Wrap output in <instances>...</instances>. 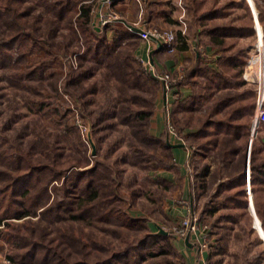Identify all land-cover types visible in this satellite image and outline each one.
Returning <instances> with one entry per match:
<instances>
[{
  "label": "rangeland",
  "instance_id": "rangeland-1",
  "mask_svg": "<svg viewBox=\"0 0 264 264\" xmlns=\"http://www.w3.org/2000/svg\"><path fill=\"white\" fill-rule=\"evenodd\" d=\"M168 1L164 7L171 11L170 25L152 22L155 27L173 31L179 38L178 24L173 19L176 15L173 10L178 5ZM62 2L71 6L63 17L58 15ZM2 3L0 0V42L17 30L21 33L6 51L8 57L4 51L0 52V187L17 174L18 157H24L31 166H41L42 170L32 178V192H39L42 184L60 168L58 163L68 158L73 165L64 177L70 172L68 177L75 174L77 180L75 177L71 180L77 181L80 187H74V196L67 195L69 199H64L57 215L43 213L40 206L31 205L29 214L3 219L0 223V264H122L123 259L114 258L125 248L129 252L125 259L131 264L133 256L139 258L148 249L151 235L158 233L165 236L160 246L168 253L156 255V261L184 264L174 245L178 237L175 231L184 215L179 212L182 198H187L193 214L206 224L209 240H214L215 236L219 238L223 249L219 255L224 258L222 264H264L263 220L260 217L264 208L261 207L257 214L253 204V216L247 205L250 219L246 220L238 211L219 201L222 196L219 184L235 172V162L223 165L220 155L213 152L206 156L195 155V142L185 129H181L187 113L181 118L178 112L176 124L171 121L170 113H163L160 121L164 127L160 135H154L151 130L157 119L155 114L160 113L157 102L162 87L154 74L146 70L150 67H144L149 61L143 63L135 52L141 39L136 36L133 40L136 43L118 50L115 46L111 62L101 59L99 50L93 46L92 35L99 37L114 25L128 23L136 27L138 23L149 28L144 10L134 7L127 10L124 6L102 9L99 0H21L25 10L21 16ZM185 4L181 0V5ZM83 6L89 8L87 17L81 11ZM233 10V15L241 12L237 7ZM247 10L252 13V24L256 28L254 48L259 31L255 15L259 11L264 13V0H247ZM114 14L117 15L115 19L111 17ZM101 15L104 16L102 20L111 21L103 24L99 20ZM187 19L190 22V14ZM191 37L192 34L187 33L184 47L192 48ZM251 42L242 39L239 44L243 47ZM177 45L180 48L181 40ZM45 50H49L50 55L44 57ZM249 52L243 51L244 64ZM192 54L190 49L188 60L172 72H181L183 77L195 63ZM39 59L40 63L31 70L32 64ZM258 67V79L263 84L264 58ZM197 78L201 79L202 75ZM242 80L239 89L251 88L257 96V83L247 82L243 77ZM203 100L191 117L201 118L210 111L212 99ZM128 107L151 113L127 118L122 112ZM167 116L175 130H180L177 134L189 147L190 156L191 151L193 154V162L189 156L185 164L188 188H183V178L173 156L169 165L170 159L166 161L160 143L151 138L165 136L172 142L166 128ZM251 132L250 126L245 155L248 167L251 140L262 139V142L258 139V144L264 148V129L257 126L253 135ZM234 159L237 161V156ZM62 179L48 184L49 201L54 195L55 199L64 198L61 190H57L58 198L53 188L54 185L62 188ZM92 198L106 201L100 204L99 217H82L79 210ZM96 204L99 205V201ZM108 209L110 212L106 213ZM128 218L141 220L142 227L128 229L124 224Z\"/></svg>",
  "mask_w": 264,
  "mask_h": 264
},
{
  "label": "trees",
  "instance_id": "trees-1",
  "mask_svg": "<svg viewBox=\"0 0 264 264\" xmlns=\"http://www.w3.org/2000/svg\"><path fill=\"white\" fill-rule=\"evenodd\" d=\"M1 1L3 2L2 6L10 10H16L21 16H24L25 10L21 7V0ZM185 3L186 11L189 12L190 15H197L200 23L204 25L202 30L208 32L211 36V40L222 49V56L219 62L221 69L216 71L208 65L196 61L193 66L184 72L182 79L178 81L173 90L179 91L178 88L180 86H189L191 93L185 98L181 99V97H179L178 100L172 103L170 109L171 121L173 124H176V121L179 119L177 116L178 112H180L181 118L187 113L185 121L181 124V129H185L187 131L186 134L195 142V155L206 156L213 152L220 155V163L223 165L235 162L233 163L235 172L227 176L219 184L222 191V196L219 201L221 205L238 211L246 220H249L250 216L247 214V205L249 204L248 183L257 214L261 207L264 208V148L262 147L263 145L258 144V139L260 140V138L257 137V141L256 138L251 140L249 150V174L247 177L245 171V155L257 96L256 92L251 88L239 89V86L243 85L241 70L245 59L243 58V51L238 48H233V45L237 42L236 38H238L239 35H250L253 33L252 19L251 16H248L240 26L229 24L228 27L224 28L215 24L213 22V17L223 14L230 6L234 7V5H236L235 1L232 0L219 3L217 0H196V2ZM70 8V4L66 5L62 2L58 11L60 14L58 15L63 17L64 13L70 10ZM88 10V6H83L81 8L85 17L88 15ZM258 20L260 24L264 26V13L261 11L258 12ZM116 27L119 28V32H122L110 39L107 37L106 33L99 35V37L92 35V41H94L93 46L99 50V57L107 60V62L112 61L111 56H113L112 52L115 46H117L116 50H118L122 46H130L136 43L133 41L136 39V35H126V33H124V30L130 32L125 24L122 26L117 25ZM18 33L21 32L17 30L16 33L13 35L10 34L8 38L0 42V52L3 53L4 51L7 57L9 55L6 51L13 45L16 37L19 35ZM228 36L231 38L226 40ZM49 53V50H45L44 57L50 55ZM39 63L40 59L38 62L32 64L31 70H34ZM201 75V79L203 80L197 78ZM151 78L153 79L152 76ZM161 87L163 90L162 85ZM203 99H205V101L212 99V108L203 117L201 116V118L191 117L200 103L204 102ZM126 108L127 107H125V109ZM122 113H124L127 118H129V116L144 117L149 115L151 111L137 112L133 108L128 107V109L124 110ZM197 120H200V122H197ZM258 127L264 129V124H259ZM176 131L180 130L176 129ZM151 138L152 141L160 143V148L166 156V161L170 159L169 165L172 164V144L165 136H160L161 139H157L154 136ZM260 141L262 142V139ZM235 156H237V161L234 159ZM190 158V161L193 162L192 151ZM16 162L17 174L12 177L10 180L11 182L9 181L5 183L3 187H0V223L3 219L9 217L19 218L29 214L31 205L40 206V211L43 213H55L57 215L59 212L58 210H60L64 203V199L67 201L70 195H73L72 192L74 191V187H80V184L78 185V183H76L77 181H72L74 179L73 177H75V180L78 178L75 174L68 177L70 172L65 176L66 178L64 177L73 165L71 164L73 162H71L69 158L63 159L61 163H58L60 168H57V172H54L50 179L42 184L39 192H32L31 181L34 175L42 170L41 166H31L24 157H18ZM4 175L7 174L4 173ZM10 177L11 176L8 178L10 179ZM62 177V188H58L56 185H54L53 188L56 191L54 194H56L58 198L60 195L57 190H61V196L64 198L60 197L59 199H55L54 195L52 200L50 199L49 201L48 198L50 194L47 190L48 184L54 179L59 180ZM99 191V193L102 194L100 188ZM98 201L99 205L96 204ZM98 201L95 198L86 200V204L79 210L80 215L82 214V217H99V211L102 209L100 204L105 200ZM211 209L213 210L214 206H212ZM109 212L110 210L108 209L106 213ZM113 212L112 210L111 214H113ZM119 216L122 215L119 213ZM260 217L263 220L262 230L264 234V213L263 215L261 214ZM234 218L236 219V217ZM124 224L128 229L142 227L143 225L141 220H131L129 218L124 220ZM164 237L165 236L160 233L151 235L147 241L148 249L142 252L139 258L133 256L131 264H139L141 261H144V263L141 264H160L156 261L157 258H155V256L168 253L167 249L160 246L161 240H163ZM120 252V254H115L114 259H123L122 264H130L128 260L125 259L129 253L128 248ZM56 264H61V262H56Z\"/></svg>",
  "mask_w": 264,
  "mask_h": 264
},
{
  "label": "crops",
  "instance_id": "crops-1",
  "mask_svg": "<svg viewBox=\"0 0 264 264\" xmlns=\"http://www.w3.org/2000/svg\"><path fill=\"white\" fill-rule=\"evenodd\" d=\"M172 1L174 2L175 6L176 4L178 5V8H176L177 7L176 6L175 7L176 10H173L176 12V15H173V19L178 24L177 27H178L179 38H177V41L178 40L179 41L176 42V45L177 43H180L181 40L182 45H180V48L178 47L179 45H177V47L175 45V49L178 48L177 51H175L174 49V51L172 52H167L161 42L155 40H151L149 42H145V41L142 42V40H140L141 44L135 49V52L138 54L140 59H142L143 61H149V63H151V65L155 66L157 69H165V70L173 71L177 66H181L185 61L188 60L189 51L190 49H192L193 62L199 61L202 64H206L209 67L213 68L214 70L219 71L221 69L219 66V62L222 56V49L220 48V46L211 40V36L209 35L208 32L202 30L204 25L200 23L197 15L193 16V14H191L190 22H188L187 17L189 15V12L186 11L185 5L181 7L178 3V0H172ZM183 1L196 2V0H183ZM217 1L219 3H222L226 1L229 2L232 0H217ZM233 1L236 2L234 8L237 7L241 9L240 10L241 12L233 15L234 12L233 6H230L227 8V11H225L223 14L213 17L214 18L213 22L215 24L226 28L228 27L229 24L240 26L241 23L244 20H246L248 16H251L252 20L254 19L252 13L248 12L246 8L247 0H233ZM166 2L168 3L169 1L168 0H110V1L99 0V8L102 9L110 8V7L119 8L120 6H124L127 10H129L131 7H134L138 10L142 9V11L144 10V13L146 15L145 22L146 21L150 22L149 27L156 26V24L153 23L152 20H155L156 23L159 21L158 22L159 24L168 26L170 25L169 17L171 11L164 7V5H166ZM256 19L258 20V13H256ZM135 25L136 27L127 23L126 27L129 29L130 32L128 31L126 32L124 30V33H126V35L134 34L138 36L137 31L141 28H146V27H142L141 25H138V23H136ZM258 27L260 31L264 32V26L260 24L259 20H258ZM253 29H254L253 33H251L250 35H239V37L236 38L237 42L233 45V48L236 46L238 47V49H241L244 52L252 49L256 35V28L253 27ZM120 32H119V28H117L114 25L110 27V30L106 32V35L107 37L111 38L120 34ZM187 33L192 34L191 37L192 48L190 49L184 47L185 43L188 41L186 38ZM229 38L231 37L230 36L226 37V40ZM242 39H249V41H253V42L249 44L246 43V45L241 47L239 43L242 41ZM257 46L260 51L264 52V50L263 49L261 50L260 48L261 47L260 40L258 41ZM263 56L264 53L262 54V57ZM178 89H179V97H181V99L185 98L191 93L190 92L191 89L189 86H180ZM175 92L177 91L172 90L170 92L165 93V91L162 90V92L159 95V99L157 103L158 106H160L161 110H159L160 108L159 109L157 108L158 111H160V113L155 114V117H157V119L155 121V124L151 126V130L156 136L160 135L159 133L163 130L164 127L162 121H160L161 117H163L162 116L163 113L164 115L170 113L172 103L175 100H178V99H174ZM170 143L179 144L172 142ZM172 153H173V160L177 165L179 174L183 178V188L185 187L188 188V176H186L187 172L185 165L187 163L186 150L183 146L180 147L173 146ZM185 211H186L185 207L180 205L179 212L181 213V215H183ZM149 226L152 229L154 228V225L152 224H149ZM218 241L219 238L216 236L214 240L210 238L208 242V248L200 249L189 238L176 237L174 239V245L179 250L180 256L183 259L184 264H222L224 258L223 257L219 258V255L223 253V249Z\"/></svg>",
  "mask_w": 264,
  "mask_h": 264
},
{
  "label": "built area",
  "instance_id": "built-area-1",
  "mask_svg": "<svg viewBox=\"0 0 264 264\" xmlns=\"http://www.w3.org/2000/svg\"><path fill=\"white\" fill-rule=\"evenodd\" d=\"M103 1H110V0H103ZM179 5H181V0H178ZM114 12V11H113ZM111 13V12H109ZM114 19L117 17V15H111ZM104 16H100L99 20L103 24L107 21L111 20H102ZM110 19V17H109ZM112 19V20H114ZM261 32V31H260ZM137 34L139 38L142 41L149 42L151 40H155L158 42H161L166 49L167 52H172L175 49V45L177 42L176 34L168 29H162L155 26H151L149 28H141L137 31ZM259 31L257 32V39L259 41ZM261 40H262V32H261ZM257 41V42H258ZM262 42V41H261ZM264 47V45L262 44ZM258 51L257 44L254 48L250 49V54L247 62L244 64L243 67V73L242 77L247 82L257 83V102L255 106L254 116L252 119V125H251V134L254 133L257 126L259 124H264V81L263 84L261 83V80L258 79L257 74L255 73V69L253 67V60L254 57H256ZM143 63H145L142 59H140ZM150 67L146 69L148 72L153 73L156 77V80H158L161 85L163 86V90L166 92H170L173 90V88L176 85L177 80L182 78V73L176 72L173 73L170 70L165 69H159L158 71H155L153 66L147 62L145 63L144 67ZM145 69V68H144ZM152 71V72H151ZM179 97V94L177 92L174 93V99H177ZM168 114V113H167ZM167 132L168 136L172 138L173 143H181L183 144L186 153L187 158L190 156V149L186 146L185 142L181 138V135L177 134V131L175 130L174 126L172 125L171 121L169 120V117L167 116ZM249 172L247 173L248 177ZM248 190V189H247ZM249 193V190H248ZM250 194V193H249ZM180 204L185 207L186 211L184 215L181 217L180 221L178 222V228H176V234L180 238H189L192 242H194L200 249H206L208 248V242H209V231L205 223L200 219V217H197L193 214V209H190L187 198H182L180 201Z\"/></svg>",
  "mask_w": 264,
  "mask_h": 264
},
{
  "label": "bare ground",
  "instance_id": "bare-ground-1",
  "mask_svg": "<svg viewBox=\"0 0 264 264\" xmlns=\"http://www.w3.org/2000/svg\"><path fill=\"white\" fill-rule=\"evenodd\" d=\"M259 29V28H258ZM259 34H260V36H261V32H260V30H259ZM259 36V40H260V42L262 41L261 40V37ZM261 50L263 49L264 50V47L262 46V42H261ZM264 52H262V54H263ZM262 54L260 53V50H259V48H258V51H257V55H256V57H254V60H253V62L255 63L256 61H257V63L255 64V66H257V68L255 69V73L257 74V76H258V73H259V71L260 70H257L259 67H258V65H259V62L264 58V56H263V58H261V56H262ZM258 57V58H257ZM253 63V64H254ZM254 66V67H255ZM253 135V134H252ZM249 200H250V198H251V200H252V197H251V191H249Z\"/></svg>",
  "mask_w": 264,
  "mask_h": 264
},
{
  "label": "water",
  "instance_id": "water-1",
  "mask_svg": "<svg viewBox=\"0 0 264 264\" xmlns=\"http://www.w3.org/2000/svg\"><path fill=\"white\" fill-rule=\"evenodd\" d=\"M256 16V15H255ZM257 27V29L259 28L258 27V25L256 26ZM172 146H183V144H181V143H179V144H172ZM247 156H248V150H247ZM247 160H248V158L246 159V164H245V171H246V173H248L249 172V167H248V162H247ZM247 189L249 190V183L247 184ZM250 191V190H249ZM248 206H249V209L251 210V212H252V214H253V216L255 215V211L253 210V203L251 202V200L249 201V204H248ZM255 223V222H254ZM255 227V226H254ZM263 240V242H264V239H262Z\"/></svg>",
  "mask_w": 264,
  "mask_h": 264
}]
</instances>
